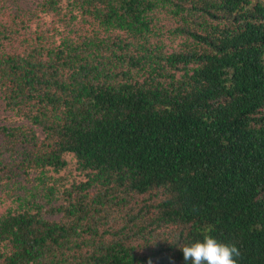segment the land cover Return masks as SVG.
<instances>
[{
	"label": "trees",
	"instance_id": "1",
	"mask_svg": "<svg viewBox=\"0 0 264 264\" xmlns=\"http://www.w3.org/2000/svg\"><path fill=\"white\" fill-rule=\"evenodd\" d=\"M0 97V264H264V0H0Z\"/></svg>",
	"mask_w": 264,
	"mask_h": 264
},
{
	"label": "rangeland",
	"instance_id": "2",
	"mask_svg": "<svg viewBox=\"0 0 264 264\" xmlns=\"http://www.w3.org/2000/svg\"><path fill=\"white\" fill-rule=\"evenodd\" d=\"M39 0H15L16 4H19L21 7L24 8H33L37 5ZM77 26V25H76ZM78 27V26H77ZM175 45V43H174ZM22 121L17 117H12V113L9 111L4 110L3 103L1 101L0 97V124H9V125H18ZM41 136V134L39 135ZM21 154L18 152L14 153H7L5 156V162H7L9 165H12L14 167L20 160ZM69 159V165L67 169L60 171L59 174H62L64 176V181L71 180L72 178L80 179L82 178V175L75 170V163L71 161L70 157L67 156ZM34 173H31L29 175L30 178H26L23 174L20 176H17L14 180H11L7 182L6 184L1 183L0 184V213L5 211V209L9 206H14L15 204L11 202V198L9 195L12 193V189H10V186L12 183L16 180V184L20 183H26L27 186H29V182L31 181V176ZM6 185V186H4ZM19 189V188H18ZM148 198L147 195L138 196V204L137 206L141 205L142 203H150L151 201L146 200ZM145 199V200H143ZM136 206V207H137Z\"/></svg>",
	"mask_w": 264,
	"mask_h": 264
},
{
	"label": "clouds",
	"instance_id": "3",
	"mask_svg": "<svg viewBox=\"0 0 264 264\" xmlns=\"http://www.w3.org/2000/svg\"><path fill=\"white\" fill-rule=\"evenodd\" d=\"M183 264H237L240 253L235 244L218 242L211 235L179 247Z\"/></svg>",
	"mask_w": 264,
	"mask_h": 264
}]
</instances>
